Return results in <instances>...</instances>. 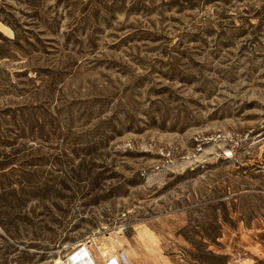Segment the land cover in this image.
Wrapping results in <instances>:
<instances>
[{
    "label": "rangeland",
    "instance_id": "374dc122",
    "mask_svg": "<svg viewBox=\"0 0 264 264\" xmlns=\"http://www.w3.org/2000/svg\"><path fill=\"white\" fill-rule=\"evenodd\" d=\"M86 241L264 264V0H0V264Z\"/></svg>",
    "mask_w": 264,
    "mask_h": 264
},
{
    "label": "bare ground",
    "instance_id": "6f19581e",
    "mask_svg": "<svg viewBox=\"0 0 264 264\" xmlns=\"http://www.w3.org/2000/svg\"><path fill=\"white\" fill-rule=\"evenodd\" d=\"M141 239L149 243H155V239L150 232L146 229H143L140 232ZM91 242H83L78 245L70 254H68L65 258H59L50 264H133L129 255L125 252L124 261L120 259L119 254L115 257H111L106 260V258L110 255L111 250L107 246L101 247L100 253L98 256L94 257L90 250L89 245ZM115 250V248H113Z\"/></svg>",
    "mask_w": 264,
    "mask_h": 264
}]
</instances>
